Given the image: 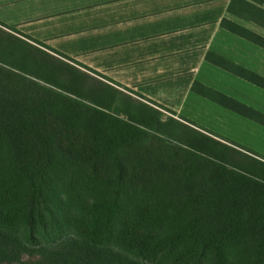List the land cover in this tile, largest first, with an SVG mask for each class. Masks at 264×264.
I'll use <instances>...</instances> for the list:
<instances>
[{
	"label": "trees",
	"instance_id": "1",
	"mask_svg": "<svg viewBox=\"0 0 264 264\" xmlns=\"http://www.w3.org/2000/svg\"><path fill=\"white\" fill-rule=\"evenodd\" d=\"M237 3L264 27V7L231 0V14ZM221 25L264 48L240 23ZM193 89L264 125V113ZM116 95L0 29V264H264V161Z\"/></svg>",
	"mask_w": 264,
	"mask_h": 264
},
{
	"label": "crops",
	"instance_id": "2",
	"mask_svg": "<svg viewBox=\"0 0 264 264\" xmlns=\"http://www.w3.org/2000/svg\"><path fill=\"white\" fill-rule=\"evenodd\" d=\"M230 2L0 0V24L14 27L25 37L209 132L207 129L220 121V106L233 110L194 90V85L211 88L264 113L218 85L228 76L264 88L207 58L222 57L264 77L225 53L228 43L236 38L264 50L221 25L224 18L234 20L228 11Z\"/></svg>",
	"mask_w": 264,
	"mask_h": 264
},
{
	"label": "rangeland",
	"instance_id": "3",
	"mask_svg": "<svg viewBox=\"0 0 264 264\" xmlns=\"http://www.w3.org/2000/svg\"><path fill=\"white\" fill-rule=\"evenodd\" d=\"M249 1H252V4L254 3V5L257 4L264 7V0H249ZM241 4L242 3H237V6L232 13L233 19L236 22L245 25L257 31L258 33L264 35V27L261 26L259 23H257V22H262V20L260 19L255 20L252 18L255 17V9L252 8L245 10ZM244 18H248L249 21ZM0 29H2L6 34H8V36L11 35L19 39L23 43H26L27 45L37 47L38 49L50 54L52 57L57 58L60 61L69 64L74 69L87 73L89 76L95 77L101 80L102 82L107 83L113 89L116 90L117 97L123 98L124 95H129L132 98L134 104L155 110L156 112H158V117L161 122L164 123L169 120H174L179 123L186 124L190 127L199 130L200 132H203L204 134H207L217 139L218 141L228 146L236 148L246 154H249L255 158L264 161V125H261L254 120L245 118L244 116H241L233 111L227 110L220 106L219 109L221 113H219L220 118H218L220 119V121L218 120L217 121L218 125L216 124L212 129H207L209 130L208 132L190 123L188 120L176 116L174 112L164 107H161L155 103H152L147 99H144L132 89L113 83L112 81L107 79L105 75L83 67L82 65L78 64L73 58L60 55L59 53L53 51L43 43L33 41L25 37L24 35L19 33L14 27L0 24ZM225 53L231 58L235 59L236 61L264 75L263 49L249 42H245L239 38H236L235 40H231V43H228V45L225 48ZM40 82L44 83L43 81ZM218 87L221 90L233 94L240 100H243L251 104L255 108L264 112L263 89L258 88L238 78L228 77V76L223 77L222 81H219ZM114 105L119 106V102L116 101ZM111 112H113L112 114L119 118L126 119L127 117V115L124 114L122 110H120L118 113L115 112L114 107L111 108ZM227 117L229 119H227ZM163 138L168 143L177 144V142L169 139L165 135L163 136ZM169 225H170L169 223H166L162 229L168 227ZM163 264H169V262H164Z\"/></svg>",
	"mask_w": 264,
	"mask_h": 264
}]
</instances>
